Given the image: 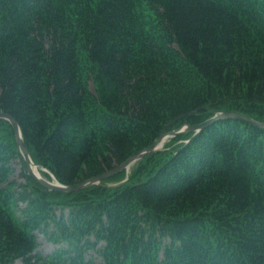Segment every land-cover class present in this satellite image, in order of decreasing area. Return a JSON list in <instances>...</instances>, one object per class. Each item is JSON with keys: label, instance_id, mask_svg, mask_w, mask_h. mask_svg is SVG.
Listing matches in <instances>:
<instances>
[{"label": "trees", "instance_id": "1", "mask_svg": "<svg viewBox=\"0 0 264 264\" xmlns=\"http://www.w3.org/2000/svg\"><path fill=\"white\" fill-rule=\"evenodd\" d=\"M222 110L264 122V0H0V112L63 184ZM18 263L264 264V127L218 119L60 191L0 118V264Z\"/></svg>", "mask_w": 264, "mask_h": 264}, {"label": "water", "instance_id": "2", "mask_svg": "<svg viewBox=\"0 0 264 264\" xmlns=\"http://www.w3.org/2000/svg\"><path fill=\"white\" fill-rule=\"evenodd\" d=\"M240 118L243 120H246L248 122L257 124L259 126H263L264 127V122L262 121H258L250 116H248L247 114H244L242 112H238V111H234V110H222L219 111L218 113H216L214 116L210 117L209 119H207L206 121L200 123V124H195V125H191V124H184L182 126H180L179 128L173 129L171 131H168L166 133H162L154 143H152L150 146L144 148L141 151H138L137 153H135L134 155H132L131 157H129L125 162H123L122 164H120L119 166H117L116 168L109 170L107 172H104L102 174L93 176L87 180H84L82 182L76 183V184H71V185H66L61 183L54 174L51 173L52 179H48L46 177H44L42 174L38 173L35 171V169L33 168L34 166L36 167V169H38V165L36 163H34L31 154L28 150V147L25 143L23 134H22V130L20 127V124L18 123V121L10 114L5 113V112H0V118H5L8 119L11 124L14 127L15 133H16V139H17V143L20 149V153L22 154V156L24 157V160L27 163V172L34 177L39 183H41L43 186L49 188V189H53V190H60V191H75V190H79L81 188H84L86 186H90L93 184H98L101 183L105 178L120 172L122 170H126L128 171L131 166L137 162L139 159H141L142 157H144L145 155L154 152L158 149H161L160 143L164 140V138L166 137H173L181 132H185V131H195V133L200 132L207 124H209L212 121L218 120V119H224V118ZM46 170V169H44ZM48 171V170H46Z\"/></svg>", "mask_w": 264, "mask_h": 264}, {"label": "rangeland", "instance_id": "3", "mask_svg": "<svg viewBox=\"0 0 264 264\" xmlns=\"http://www.w3.org/2000/svg\"><path fill=\"white\" fill-rule=\"evenodd\" d=\"M166 133V132H164ZM170 140V138H168L165 143L162 145L163 147H165V144ZM15 171L12 174V178L16 179L18 182L22 183L25 182V179L21 176V171L23 170V165L21 164V162L19 161H15ZM39 170L42 172V174L44 175L43 171L39 168ZM55 248V245L51 242H49L48 240H46L44 238V236L42 234H39V250L43 253V254H48L53 252ZM96 258V262L100 261V258L97 256ZM20 264V263H18Z\"/></svg>", "mask_w": 264, "mask_h": 264}, {"label": "bare ground", "instance_id": "4", "mask_svg": "<svg viewBox=\"0 0 264 264\" xmlns=\"http://www.w3.org/2000/svg\"><path fill=\"white\" fill-rule=\"evenodd\" d=\"M167 139H168V137L164 138V140L160 143V146H162V145L165 143V141H166ZM33 168L35 169L36 172L40 173V170H39V169H36L35 166H34ZM40 174H41V173H40Z\"/></svg>", "mask_w": 264, "mask_h": 264}]
</instances>
